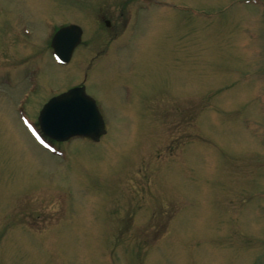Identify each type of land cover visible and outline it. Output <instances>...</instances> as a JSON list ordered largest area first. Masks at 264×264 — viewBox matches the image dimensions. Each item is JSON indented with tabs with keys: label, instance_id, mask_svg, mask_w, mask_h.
I'll return each mask as SVG.
<instances>
[{
	"label": "rangeland",
	"instance_id": "obj_1",
	"mask_svg": "<svg viewBox=\"0 0 264 264\" xmlns=\"http://www.w3.org/2000/svg\"><path fill=\"white\" fill-rule=\"evenodd\" d=\"M78 84L105 135L42 138ZM263 263L264 0H0V264Z\"/></svg>",
	"mask_w": 264,
	"mask_h": 264
},
{
	"label": "water",
	"instance_id": "obj_2",
	"mask_svg": "<svg viewBox=\"0 0 264 264\" xmlns=\"http://www.w3.org/2000/svg\"><path fill=\"white\" fill-rule=\"evenodd\" d=\"M108 24V23H106ZM81 30L75 25L60 28L51 40L54 57L67 63L80 41ZM40 131L56 141L83 136L93 141L105 133L102 118L93 99L83 87H75L51 98L38 114Z\"/></svg>",
	"mask_w": 264,
	"mask_h": 264
},
{
	"label": "flooded vegetation",
	"instance_id": "obj_3",
	"mask_svg": "<svg viewBox=\"0 0 264 264\" xmlns=\"http://www.w3.org/2000/svg\"><path fill=\"white\" fill-rule=\"evenodd\" d=\"M105 21H108V20H105ZM108 22H109V21H108ZM108 26H109V23H108ZM108 26H107V27H108Z\"/></svg>",
	"mask_w": 264,
	"mask_h": 264
}]
</instances>
